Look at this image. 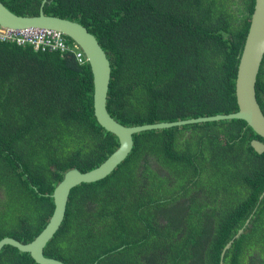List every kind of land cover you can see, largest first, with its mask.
Returning <instances> with one entry per match:
<instances>
[{
    "label": "trees",
    "instance_id": "obj_1",
    "mask_svg": "<svg viewBox=\"0 0 264 264\" xmlns=\"http://www.w3.org/2000/svg\"><path fill=\"white\" fill-rule=\"evenodd\" d=\"M42 1L2 0L27 15ZM254 4L46 0L43 9L94 32L111 62L108 110L139 125L237 111V67ZM76 51L83 52L0 39V240H32L64 173L92 169L118 147L95 118L92 71ZM256 94L264 112V59ZM133 139L111 174L71 190L46 256L66 264H220L233 240L222 264H264V152L251 145L262 137L244 120L226 119ZM0 264L38 263L6 245Z\"/></svg>",
    "mask_w": 264,
    "mask_h": 264
},
{
    "label": "water",
    "instance_id": "obj_2",
    "mask_svg": "<svg viewBox=\"0 0 264 264\" xmlns=\"http://www.w3.org/2000/svg\"><path fill=\"white\" fill-rule=\"evenodd\" d=\"M45 2L46 0L42 1L38 14L27 15L12 11L0 0V26L13 31L30 29L58 31L68 36L81 48L93 75L95 118L106 131L115 135L118 147L102 163L92 169L87 171H80L78 168L67 170L51 194L54 209L45 227L28 242L19 241L11 236L3 237L0 240V252L6 245H10L21 252L29 253L34 262L38 264H66L61 260L46 256L44 249L62 225L71 190L81 183L96 182L111 174L132 151L134 134L191 123L241 119L252 128L255 134L264 139V112L256 94L257 77L264 59V0H255L248 32L239 56L235 80L237 111L139 125H124L108 110L107 100L112 74L111 62L94 32L92 33L84 24L71 18L45 13L43 9ZM251 145L258 153L264 152V140L253 139ZM243 231L244 228L239 229L234 238H238ZM232 242L233 240H230L225 245L220 253L221 257L230 248Z\"/></svg>",
    "mask_w": 264,
    "mask_h": 264
},
{
    "label": "built area",
    "instance_id": "obj_3",
    "mask_svg": "<svg viewBox=\"0 0 264 264\" xmlns=\"http://www.w3.org/2000/svg\"><path fill=\"white\" fill-rule=\"evenodd\" d=\"M0 39L2 40H15L17 43L22 44L25 42L31 43L35 49L39 50H60L65 51L78 47V45H70L63 34L47 29H30L23 31H13L11 29L3 28L0 26ZM76 57L79 62H85L86 58L83 52L76 51Z\"/></svg>",
    "mask_w": 264,
    "mask_h": 264
},
{
    "label": "flooded vegetation",
    "instance_id": "obj_4",
    "mask_svg": "<svg viewBox=\"0 0 264 264\" xmlns=\"http://www.w3.org/2000/svg\"><path fill=\"white\" fill-rule=\"evenodd\" d=\"M149 164L151 163V166H154V168L157 166V164H156V162L153 160V159H150L149 160V162H148ZM161 169V171L162 172H165V170L161 167L160 168ZM142 170V169H141ZM260 198H262V195L260 196ZM183 203H187V200H185V198L184 199H182L181 200ZM184 205V204H183ZM182 206V205H181ZM248 221V222H247ZM250 222V219L248 218L247 220H246V223L248 224ZM221 256H222V254H221ZM221 261H222V257H221ZM220 264H221V262H220Z\"/></svg>",
    "mask_w": 264,
    "mask_h": 264
}]
</instances>
